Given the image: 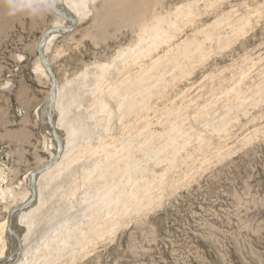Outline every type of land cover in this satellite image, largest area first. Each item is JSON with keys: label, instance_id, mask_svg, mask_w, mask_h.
Wrapping results in <instances>:
<instances>
[{"label": "rangeland", "instance_id": "374dc122", "mask_svg": "<svg viewBox=\"0 0 264 264\" xmlns=\"http://www.w3.org/2000/svg\"><path fill=\"white\" fill-rule=\"evenodd\" d=\"M81 2L45 47L80 137L7 264H264V0ZM15 18L0 10V230L53 152L38 42L67 23Z\"/></svg>", "mask_w": 264, "mask_h": 264}, {"label": "water", "instance_id": "95a60500", "mask_svg": "<svg viewBox=\"0 0 264 264\" xmlns=\"http://www.w3.org/2000/svg\"><path fill=\"white\" fill-rule=\"evenodd\" d=\"M56 15L62 17L68 23V26H60V27L52 26L47 28L42 33L40 40L38 42V54H39L40 62L45 67L46 72L50 79V95H49V100L45 105V109H46V117L48 120V126L53 134L54 141L56 143V150L54 151L53 155L50 157V159L47 161L46 164L37 167L30 172L29 175V189L31 192L30 197L23 203L13 206L8 212L6 237L8 240V244L10 246L8 247L6 255L0 258V263H6V262L14 263V261L17 260L18 257L20 256L22 251V240L20 233L13 228L16 215L30 208L36 202L38 198V191H37L38 177L43 172L52 168L60 160L62 156V152L64 150V137L62 133L58 131V129L56 128V124L54 122V115H55L54 110H55V102L57 96V92H56L57 76L52 66V63L49 61L48 57L45 56L44 48L46 46L48 38L53 34L62 35L74 31L76 28V18L71 14H67L66 11L61 7L57 10ZM8 236L11 237V240L9 239Z\"/></svg>", "mask_w": 264, "mask_h": 264}, {"label": "bare ground", "instance_id": "6f19581e", "mask_svg": "<svg viewBox=\"0 0 264 264\" xmlns=\"http://www.w3.org/2000/svg\"><path fill=\"white\" fill-rule=\"evenodd\" d=\"M80 3L81 4H84L83 2H81V0H75L74 2L72 3H69L67 5H62L61 4V8H63L67 14H71L72 16H74L76 18V26L78 24V19H79V13L81 11V7H80ZM128 3H131V2H128ZM127 3V5H128ZM134 4V11L137 10V3H133ZM125 5V6H127ZM130 7L127 6L126 9H128ZM131 9V8H130ZM133 11V10H132ZM123 12V11H122ZM6 17V16H5ZM60 17V16H59ZM62 18V17H61ZM16 19V18H15ZM63 19V18H62ZM64 20V19H63ZM65 21V20H64ZM70 25V24H69ZM56 27H60V26H68V23H57L55 24ZM52 27V26H51ZM54 27V26H53ZM58 35V34H53L52 36H50L47 40V43L53 41V39L55 38V36ZM46 43V44H47ZM46 47V46H45ZM44 53H45V56L47 57L46 55V52H45V48H44ZM49 59V58H48ZM50 61V59H49ZM51 62V61H50ZM52 63V62H51ZM43 65V64H42ZM41 64H39V70L43 73H45L47 76V72H46V69L44 66H42ZM49 78V76H48ZM56 92L58 93V96H56V102H55V112H54V122L56 124V121H57V124H56V128L58 129V131L60 133H62L63 137H64V150L62 152V156L60 158V160L52 167L50 168L49 170L43 172L37 179V181L39 180L40 181V177L43 176V175H47L50 171H52L54 168L56 167H59L60 165H62L64 163V161L66 160V155H67V150H66V147L69 146V145H73L75 144V140H76V130L80 132L79 129H75L72 125L70 124H67L64 120V115L62 113V109L65 108V101H63V99L65 98H61L59 96L60 94V90L59 88H57L56 86ZM43 120H44V124H45V132L48 134V136L51 138V141H50V149L53 150V152L51 153V156L53 155L54 151L56 150V143L54 141V137H53V134L52 132L50 131L49 129V126H48V120H47V117H46V109L44 111V116H43ZM72 124V123H71ZM75 125V124H74ZM80 137V136H77V138ZM78 140V139H77ZM75 142V143H74ZM47 162V161H46ZM45 164V163H44ZM43 166V165H42ZM28 175H30V173H28L26 175V177H28ZM118 176V175H117ZM123 176V175H122ZM39 181L37 182V191H38V198L36 200V202L32 205L31 208H28V210H24L22 212H20L19 214L16 215V218H15V221H14V224H13V228L20 233L22 239H23V250H22V254H24L25 252V248H24V242H25V236L23 234V232H26L22 230L23 227H28V225L24 222V220H26V217L28 216L29 212L36 209L37 207L39 206H42L44 204V200L42 199V195H41V191L39 190ZM29 182V180H28ZM29 185V184H28ZM146 194V192H145ZM20 194L19 193H16L15 194V197L18 198ZM31 195V192H30V189L28 190V192L23 196V198H21L17 203L16 205L20 204V203H23L24 201H26ZM121 198V197H120ZM124 205V204H123ZM7 220H5L2 224H1V230H0V234H7L6 233V227H7ZM2 236V235H1ZM11 239V238H10ZM21 239V240H22ZM1 245H0V258H2V256L4 255L5 253V250H6V247H5V241L4 240H1L0 241ZM22 254L20 256H22ZM19 256V257H20ZM0 264H3V263H0ZM7 264V262H6ZM16 264V263H15ZM19 264V263H18Z\"/></svg>", "mask_w": 264, "mask_h": 264}, {"label": "clouds", "instance_id": "9594fccd", "mask_svg": "<svg viewBox=\"0 0 264 264\" xmlns=\"http://www.w3.org/2000/svg\"><path fill=\"white\" fill-rule=\"evenodd\" d=\"M63 0H0V10L9 17L39 20L54 16Z\"/></svg>", "mask_w": 264, "mask_h": 264}, {"label": "crops", "instance_id": "0c3cea01", "mask_svg": "<svg viewBox=\"0 0 264 264\" xmlns=\"http://www.w3.org/2000/svg\"><path fill=\"white\" fill-rule=\"evenodd\" d=\"M30 127H31L32 129H28V131H29V132H33V131H34V130H33L34 123H31V122H30Z\"/></svg>", "mask_w": 264, "mask_h": 264}]
</instances>
